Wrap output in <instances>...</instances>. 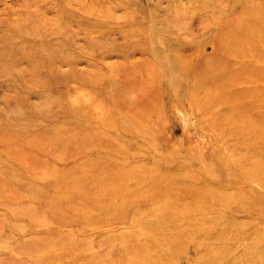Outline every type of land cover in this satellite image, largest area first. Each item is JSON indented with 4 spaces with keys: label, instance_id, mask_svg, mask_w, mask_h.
<instances>
[{
    "label": "rangeland",
    "instance_id": "374dc122",
    "mask_svg": "<svg viewBox=\"0 0 264 264\" xmlns=\"http://www.w3.org/2000/svg\"><path fill=\"white\" fill-rule=\"evenodd\" d=\"M0 264H264V0H0Z\"/></svg>",
    "mask_w": 264,
    "mask_h": 264
},
{
    "label": "bare ground",
    "instance_id": "6f19581e",
    "mask_svg": "<svg viewBox=\"0 0 264 264\" xmlns=\"http://www.w3.org/2000/svg\"><path fill=\"white\" fill-rule=\"evenodd\" d=\"M184 4V3H183Z\"/></svg>",
    "mask_w": 264,
    "mask_h": 264
}]
</instances>
